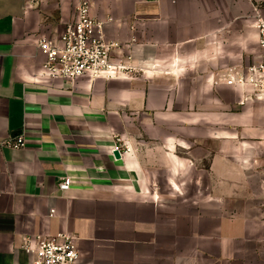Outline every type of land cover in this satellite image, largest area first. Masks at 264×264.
Listing matches in <instances>:
<instances>
[{"label": "crops", "instance_id": "0c3cea01", "mask_svg": "<svg viewBox=\"0 0 264 264\" xmlns=\"http://www.w3.org/2000/svg\"><path fill=\"white\" fill-rule=\"evenodd\" d=\"M75 4L0 0V264L61 233L79 264H264V95L225 83L261 59L264 0H91L132 71L71 84L37 43Z\"/></svg>", "mask_w": 264, "mask_h": 264}, {"label": "built area", "instance_id": "2783aa9c", "mask_svg": "<svg viewBox=\"0 0 264 264\" xmlns=\"http://www.w3.org/2000/svg\"><path fill=\"white\" fill-rule=\"evenodd\" d=\"M74 10V20L64 26L57 38L39 39L37 47L44 55L42 74L47 79H60L71 84L82 78L109 81L127 77L131 68L114 58L115 51L120 49L119 44L106 38V27L112 19L92 17L91 0H76ZM253 25L258 34L261 59L247 65L242 72L232 69L225 83L228 86H250L254 94L260 96L264 95V18L255 14ZM3 145L23 149L26 143L20 135L8 139ZM114 150L125 154L130 148L120 137H116ZM70 186L71 179L65 177L58 189L63 193ZM23 249L31 257L30 264H79L80 253L75 238L68 233H61L55 238L36 237L34 243L27 239Z\"/></svg>", "mask_w": 264, "mask_h": 264}, {"label": "water", "instance_id": "95a60500", "mask_svg": "<svg viewBox=\"0 0 264 264\" xmlns=\"http://www.w3.org/2000/svg\"><path fill=\"white\" fill-rule=\"evenodd\" d=\"M114 156H115V158L119 159L120 158V152L119 151H115L114 152Z\"/></svg>", "mask_w": 264, "mask_h": 264}]
</instances>
